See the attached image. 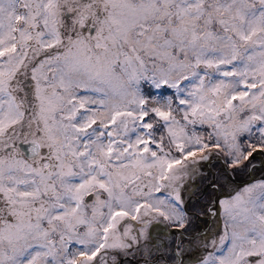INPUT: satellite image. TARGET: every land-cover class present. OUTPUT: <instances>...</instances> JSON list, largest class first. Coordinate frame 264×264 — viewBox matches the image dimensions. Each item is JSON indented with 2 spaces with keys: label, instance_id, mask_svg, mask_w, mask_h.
I'll use <instances>...</instances> for the list:
<instances>
[{
  "label": "snow or ice",
  "instance_id": "obj_1",
  "mask_svg": "<svg viewBox=\"0 0 264 264\" xmlns=\"http://www.w3.org/2000/svg\"><path fill=\"white\" fill-rule=\"evenodd\" d=\"M0 264H264V0H0Z\"/></svg>",
  "mask_w": 264,
  "mask_h": 264
}]
</instances>
